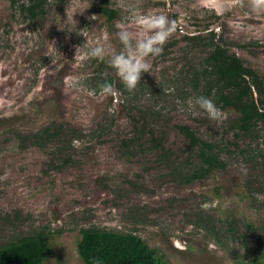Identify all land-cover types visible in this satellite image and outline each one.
Wrapping results in <instances>:
<instances>
[{
  "label": "rangeland",
  "instance_id": "rangeland-1",
  "mask_svg": "<svg viewBox=\"0 0 264 264\" xmlns=\"http://www.w3.org/2000/svg\"><path fill=\"white\" fill-rule=\"evenodd\" d=\"M30 1L0 0V246L46 233L41 264H85L79 230L94 226L133 232L168 264L264 261V125L238 130L205 62L212 40L264 75V14L248 0L224 13L215 0H106L107 20L99 0H46L31 16ZM135 10L178 27L129 93L108 61L118 23L142 35ZM98 43L105 59L87 58ZM109 80L117 97L100 94ZM199 96L224 119L193 116Z\"/></svg>",
  "mask_w": 264,
  "mask_h": 264
},
{
  "label": "trees",
  "instance_id": "trees-1",
  "mask_svg": "<svg viewBox=\"0 0 264 264\" xmlns=\"http://www.w3.org/2000/svg\"><path fill=\"white\" fill-rule=\"evenodd\" d=\"M165 1L158 0L162 5H165ZM45 2L46 0H31L27 5L21 4L19 10L35 16L42 12ZM99 2L97 11L107 20H112L114 13L106 7V0ZM211 42L205 62L215 82L214 94L218 102L222 103V107H230L237 113L239 131L248 132L260 122L264 125L263 102L254 96H264V75L246 65L224 45ZM182 129L192 144L199 142L187 127ZM204 161L211 164L213 159L207 155L204 156ZM77 252L85 264H168L156 250L148 247L133 232L123 233L94 226L79 230ZM50 253L48 235L35 233L0 246V264H41ZM249 264H264V261L254 259Z\"/></svg>",
  "mask_w": 264,
  "mask_h": 264
},
{
  "label": "clouds",
  "instance_id": "clouds-1",
  "mask_svg": "<svg viewBox=\"0 0 264 264\" xmlns=\"http://www.w3.org/2000/svg\"><path fill=\"white\" fill-rule=\"evenodd\" d=\"M215 4L219 11L224 13L231 11L235 6L244 7V0H215ZM248 7L254 13L264 14V0H248ZM131 18L135 29L142 35H137L125 24L118 23L116 36L123 49L119 53L111 54L108 61L129 93L137 89L142 74L149 72L151 68L150 58L162 55L164 46L176 34L178 27L176 21L163 12L144 14L135 10ZM106 55L105 47L99 43L86 54L87 58L98 60H104ZM72 86L81 85L78 80H73ZM99 87L103 96L119 95L118 90L110 83L105 82ZM188 106L193 110V116L199 115V111L196 110L199 109L206 113L210 121L220 122L224 119L222 110L210 98L199 96L194 100L190 99ZM242 171L247 174L246 168L242 167Z\"/></svg>",
  "mask_w": 264,
  "mask_h": 264
}]
</instances>
